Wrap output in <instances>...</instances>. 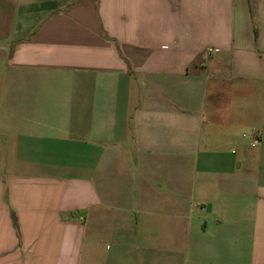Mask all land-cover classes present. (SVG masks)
<instances>
[{
  "label": "crops",
  "instance_id": "0c3cea01",
  "mask_svg": "<svg viewBox=\"0 0 264 264\" xmlns=\"http://www.w3.org/2000/svg\"><path fill=\"white\" fill-rule=\"evenodd\" d=\"M0 55V264H264V0H0Z\"/></svg>",
  "mask_w": 264,
  "mask_h": 264
},
{
  "label": "rangeland",
  "instance_id": "374dc122",
  "mask_svg": "<svg viewBox=\"0 0 264 264\" xmlns=\"http://www.w3.org/2000/svg\"><path fill=\"white\" fill-rule=\"evenodd\" d=\"M4 60L3 58H1V55H0V69H2L4 67V64H5V61H2Z\"/></svg>",
  "mask_w": 264,
  "mask_h": 264
},
{
  "label": "built area",
  "instance_id": "2783aa9c",
  "mask_svg": "<svg viewBox=\"0 0 264 264\" xmlns=\"http://www.w3.org/2000/svg\"><path fill=\"white\" fill-rule=\"evenodd\" d=\"M257 136V134H255L253 137Z\"/></svg>",
  "mask_w": 264,
  "mask_h": 264
}]
</instances>
